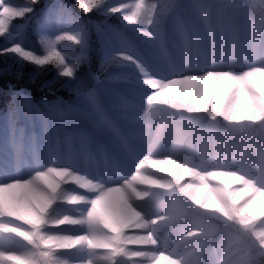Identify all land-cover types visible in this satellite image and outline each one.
<instances>
[{
	"label": "snow or ice",
	"instance_id": "1",
	"mask_svg": "<svg viewBox=\"0 0 264 264\" xmlns=\"http://www.w3.org/2000/svg\"><path fill=\"white\" fill-rule=\"evenodd\" d=\"M37 2L0 0V38L7 42L0 55L67 78L82 105L76 110L107 143L84 129L53 128L45 116L40 135L47 147L40 149L37 135L26 137L10 122L0 145V264H264V0H197V23L179 15L176 0H76L83 16L67 7L42 16L39 49L17 23ZM93 12L118 14L165 51L160 27L172 18L183 52L161 65L130 46L106 52V60L128 70L129 94L113 115L82 69L83 17ZM50 108L61 118L73 111ZM77 139L74 153L60 147ZM187 216L183 244L165 254L162 230ZM220 238L227 243L218 246Z\"/></svg>",
	"mask_w": 264,
	"mask_h": 264
},
{
	"label": "trees",
	"instance_id": "2",
	"mask_svg": "<svg viewBox=\"0 0 264 264\" xmlns=\"http://www.w3.org/2000/svg\"><path fill=\"white\" fill-rule=\"evenodd\" d=\"M13 2L29 3V0H13ZM119 2L122 0H108L109 4ZM186 2L187 0H176V3L181 5L178 9L179 15L189 23H197L194 13ZM200 2L215 5L219 3V0H200ZM32 7L34 11L29 13L23 21H17V23L22 25L21 29L26 40L37 49H39L40 39L38 23L46 12L56 13L61 8L67 7L73 14L83 16L77 7L76 0H38ZM83 18L88 24V48L82 62L83 73L90 88L95 92L100 106L113 115L121 108L120 101L123 96L120 91L125 96L129 94V85L125 79L128 70L116 62L106 60L105 53L111 50L105 48L100 32L107 31L111 27L115 28L126 37L129 44L145 50V53L149 54L147 61L154 62V65V55L157 53L153 45L146 43L147 38L136 31L135 26L123 22L118 14L106 16L93 12ZM171 19H165L160 27L161 31L164 27H169ZM213 23H217L215 15H213ZM6 43L4 38H0V48L6 46ZM162 53L167 57L165 50H162ZM66 80L67 78L58 77L51 66H46V70H38L36 66L27 62L18 65L11 55H0V145L3 144L9 131V124L13 119L18 128L22 127L19 119L28 123L29 131L26 137H31L36 133L41 138L40 122L45 116L48 117L53 128L63 127L70 133L77 128L85 130L84 126H87L93 140L97 141V137H104L94 128L92 121L83 112L76 110L82 108V105L78 101L74 88L65 83ZM56 104L71 106L73 111L64 118L53 115L49 117L50 106ZM122 123L128 126L126 122ZM182 127L186 132H191V126L184 124ZM199 136L200 133H197L194 141L199 142ZM189 138L193 139L191 136ZM75 141L79 143L78 139ZM227 146L228 141L225 140L223 147L226 149Z\"/></svg>",
	"mask_w": 264,
	"mask_h": 264
},
{
	"label": "rangeland",
	"instance_id": "3",
	"mask_svg": "<svg viewBox=\"0 0 264 264\" xmlns=\"http://www.w3.org/2000/svg\"><path fill=\"white\" fill-rule=\"evenodd\" d=\"M196 2H197V0H187L186 3L190 6V7L188 6L189 9L194 13V16L197 19L196 9L193 7V5ZM57 12L58 11H56V13ZM170 25H171L170 30H169L170 35H171L170 36V40H171V44H172V49H174L175 62H177L178 60L183 59V52L179 50L178 42L175 39V35H174V31H173V28H174L173 19L171 20ZM100 37H101V41L104 44L105 48L108 49L109 51L110 50L112 51L113 49H122L125 46H130L131 48H133L135 50L134 46H132L131 44L128 43L126 37H124L123 34H121L120 32H118V31H116L114 29L109 28L107 31H104V30L101 31L100 32ZM63 43L64 44H68L69 42H66L65 41ZM154 47H155V50H156V53H157L155 55L152 54V55H154V60L159 65L164 64V63H168V61L166 60L165 55L162 53L161 47H159V46H154ZM220 54L221 53H220V51L218 49L217 50V53H216L217 58H219ZM196 55H197L196 52H193L192 53L193 59L196 58ZM207 55L209 57H211L212 52H211L210 49L207 51ZM50 116H52V113L49 115V117ZM43 118L41 119V122H40L41 126H42V120H43ZM136 131H137V135H136V137L134 139L137 142H141L142 139L139 137L140 129L139 128H136ZM41 139L42 140H40V146L39 147L41 149H44V148L47 147V139L44 138L43 136L41 137ZM79 145L76 146L71 141H68L66 143H61L60 147L63 148V150L66 153H68V152H73L74 153L77 149L80 148ZM193 146H194V148H196L198 150L199 149V142H194ZM184 152L185 153L187 152V148L184 149ZM99 161H100V164L102 166L103 165V161L102 160H99ZM25 171H27V169H25ZM157 175H160V174H157ZM153 210L154 211H156V210H161L162 211L163 210V204L162 203L161 204L153 203ZM179 220H177L176 223L172 227L166 228V229H163L162 230V240H166V242H167L165 245H162V247H165L167 249V251H166L165 254H168V252L173 251V248L177 246L178 242H180L181 245L183 244V242L181 241V233L183 232V230L185 228H189L191 226V224H192V220L190 219L188 221V223L184 227L179 228V229H176V226H177V223L179 222ZM16 239L19 240L21 238L17 237ZM217 243H218V246H223L224 244L227 243V240L224 239V238H220V240Z\"/></svg>",
	"mask_w": 264,
	"mask_h": 264
}]
</instances>
